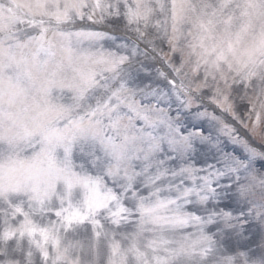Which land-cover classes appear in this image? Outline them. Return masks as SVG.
<instances>
[{
  "label": "snow or ice",
  "instance_id": "snow-or-ice-1",
  "mask_svg": "<svg viewBox=\"0 0 264 264\" xmlns=\"http://www.w3.org/2000/svg\"><path fill=\"white\" fill-rule=\"evenodd\" d=\"M0 264H264V0H0Z\"/></svg>",
  "mask_w": 264,
  "mask_h": 264
}]
</instances>
